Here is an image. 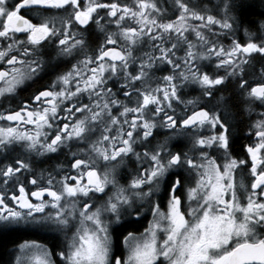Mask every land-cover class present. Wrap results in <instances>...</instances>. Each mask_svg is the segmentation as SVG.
<instances>
[{"label": "snow or ice", "instance_id": "6c2138e0", "mask_svg": "<svg viewBox=\"0 0 264 264\" xmlns=\"http://www.w3.org/2000/svg\"><path fill=\"white\" fill-rule=\"evenodd\" d=\"M0 264H264V0H0Z\"/></svg>", "mask_w": 264, "mask_h": 264}, {"label": "trees", "instance_id": "16d2710c", "mask_svg": "<svg viewBox=\"0 0 264 264\" xmlns=\"http://www.w3.org/2000/svg\"><path fill=\"white\" fill-rule=\"evenodd\" d=\"M245 131H247V130L245 129ZM239 143H243V141H240Z\"/></svg>", "mask_w": 264, "mask_h": 264}]
</instances>
